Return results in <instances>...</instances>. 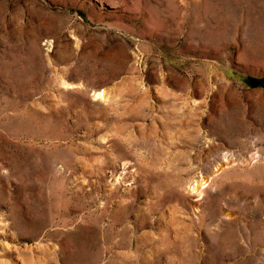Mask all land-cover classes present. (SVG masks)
Masks as SVG:
<instances>
[{"label": "rangeland", "instance_id": "rangeland-1", "mask_svg": "<svg viewBox=\"0 0 264 264\" xmlns=\"http://www.w3.org/2000/svg\"><path fill=\"white\" fill-rule=\"evenodd\" d=\"M0 264H264V0H0Z\"/></svg>", "mask_w": 264, "mask_h": 264}, {"label": "bare ground", "instance_id": "bare-ground-1", "mask_svg": "<svg viewBox=\"0 0 264 264\" xmlns=\"http://www.w3.org/2000/svg\"><path fill=\"white\" fill-rule=\"evenodd\" d=\"M97 96H102V93H98V94H96Z\"/></svg>", "mask_w": 264, "mask_h": 264}]
</instances>
